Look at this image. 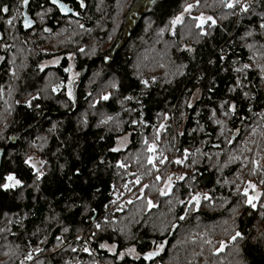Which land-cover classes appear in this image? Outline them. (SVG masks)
I'll return each instance as SVG.
<instances>
[{
    "label": "trees",
    "instance_id": "trees-1",
    "mask_svg": "<svg viewBox=\"0 0 264 264\" xmlns=\"http://www.w3.org/2000/svg\"><path fill=\"white\" fill-rule=\"evenodd\" d=\"M60 1L76 17L28 0L36 25L23 32L6 24L22 0H0V45L6 26L23 39L0 48V264H264V0L239 16L227 0ZM201 15L215 25L197 28ZM174 150L176 173L160 163ZM8 175L20 185L3 188ZM130 248L137 258H119Z\"/></svg>",
    "mask_w": 264,
    "mask_h": 264
},
{
    "label": "rangeland",
    "instance_id": "rangeland-1",
    "mask_svg": "<svg viewBox=\"0 0 264 264\" xmlns=\"http://www.w3.org/2000/svg\"><path fill=\"white\" fill-rule=\"evenodd\" d=\"M122 1H124V0H119L117 3H120ZM190 12H191V9L188 12H185L184 9H183L181 14H183V17L190 16ZM21 13H22V3H21L20 11L18 10L17 13L13 14L12 17L8 18L6 20V24L17 25V23H18L17 19L21 23V19H22ZM14 17H15L16 21H15ZM43 17H44V13H42V12L37 13V15L35 17L37 19V23H41L42 22L41 20L43 19ZM9 20H11V23H8ZM6 29H7V32H8V34H6L7 40H6L5 43H2V45H0L1 50L7 49V47H9L11 44L22 43V41H23V39L20 38L19 34H16L15 27L13 28V27H7L6 26ZM40 38H41V36L38 37V40ZM27 43H30V39L27 41ZM17 48H19L18 45L16 47H13V49H15V52H14V57H13L14 58V63L12 65V67L14 65H16V64L17 65H23L24 64L21 61L22 58L19 56V54H21V50L17 52ZM81 48L83 49V45L81 46ZM249 48L250 49H257V47L254 46V45H249ZM22 51H24V56H27L26 51L25 50H22ZM12 54L13 53H11V55ZM252 54H256V53H252ZM262 56H264V54ZM58 62H59V58H53V59H50V60H46V61H44L41 64V67L44 68V67L56 66V65H58ZM69 65L72 66V62L71 61H70ZM69 68H70L69 69L70 71L68 72V82H67L66 88H65L68 94H69V91L73 90V87H74L73 85H74V83H75V81L78 78L79 73H80V71H72L71 67H69ZM173 77H175V76H173ZM70 78H71V82H70ZM58 86L59 85H56L54 87L56 88ZM105 96L108 97V92L103 94V97H105ZM197 96H198V94H195L191 98L190 104H192L197 99ZM1 125H3L2 122H1ZM129 135H130L129 133L124 134L116 141V145H115V148H114L115 151L124 150L126 148V146L129 143ZM3 137H4L3 135H0V142L3 141ZM150 146H152L153 147V151H155V147L153 145H150ZM153 151H151V152H153ZM29 157H31V162L28 165H31V164L36 165V169H33V170L35 171V173H37V172L41 173V170H42L41 164L43 165V161L39 158L37 152L34 151V149H32L30 152L29 151L25 152V159L27 160ZM5 183H9V182L6 181ZM19 185H16V186H14L12 188H16ZM254 193L257 194L258 190L255 189ZM255 194H253V196H255ZM127 200H125V201H127ZM101 245H104V247H101ZM101 245H100V248L104 249L108 253H110V254L115 253V247H113L111 245H106V244H101ZM130 249H132L133 251L130 252V251H128L129 250L128 249L125 252H121L118 255L119 258H121L122 256H128L130 258H137L138 254L135 252L134 248H130Z\"/></svg>",
    "mask_w": 264,
    "mask_h": 264
},
{
    "label": "snow or ice",
    "instance_id": "snow-or-ice-1",
    "mask_svg": "<svg viewBox=\"0 0 264 264\" xmlns=\"http://www.w3.org/2000/svg\"><path fill=\"white\" fill-rule=\"evenodd\" d=\"M53 2L55 3L56 0H53ZM80 2H81V7H83L84 5H83L82 0H80ZM221 3H224V0H221ZM22 4H23V5H27V4H28V0H22ZM237 5H239V10H240V12H247V11H248V7H247V5H246V4H241V0H227V3H225L224 6L227 7V8H229V9H232V8H234V7L237 6ZM60 7L63 8V5H60ZM192 7H193V5H191V4H190V5H187V6L185 7L184 11H185V12H188ZM0 11H2V12H7L8 9H7V7H4V8H2V9H0ZM182 19H183V14L178 15V16H176V17L171 21V24H172L173 26H175L177 23H180V22L182 21ZM192 19H193V21L196 23V27H197V28H202V26H203V24H204V22H205L206 20H207V21H211L212 25H215V23H216V21H215L212 17H210V16H209V17H204L203 15H201V16L193 17ZM8 23H11V20H9ZM26 26H27V22H26ZM259 26H260L261 29H264V22H262ZM81 27H83V26H81ZM45 31H48V30L45 29ZM201 34H203V33H201ZM81 51H83V49H81ZM69 67H71V65H70ZM244 67L247 68L248 65H244ZM65 71H68V69H66ZM70 82H71V78H70ZM56 90H57V89L54 87V88H53V91H56ZM69 98H70V99L72 98V97H71V91H69ZM104 99H107V97L105 96ZM231 110H232V109L230 108L229 111H231ZM148 150H149V152L153 151V147H152V146H149ZM152 160H153V157H152V156H149V157H148V162H149V164L152 163ZM30 162H31V157H29L27 160H25V163H26V164H30ZM181 162H182V161H180V160H177V161H176V163H181ZM41 163H42V162H41ZM160 163L163 164V163H164V160L161 159V160H160ZM255 163H256V162L253 161V165H255ZM30 166L33 167V169H36V165L31 164ZM120 166H122V165H120ZM41 175H42V173L37 172V179H39ZM5 179H6V181L9 182V183H4V184L2 185V187L5 188V189L10 188V187H14V186L19 185V184L21 183V182H20L19 180H17L13 175H8ZM158 179H159V177H158ZM181 179H182V177H181ZM262 183H264V181H262ZM249 188H251V189L255 192V185H253L251 182H249L248 185H247V188H245V190H244V192H243V195H244L245 197H247V203H248L251 207L255 208L256 205L253 204L252 201L255 200L259 194L257 193L255 196H253V195H249V193H248V189H249ZM198 195H199V194H197V196H193V198H192V199H193L194 201H196L197 203L199 202V200H198ZM205 199H207V197H205ZM189 202L191 203V201H189ZM149 206H151V201H149ZM181 219H183V217H181ZM96 227L99 229V228H100V225L97 224ZM240 236H241V234H240L239 232H236L235 236H233L232 239L235 240L237 237H240ZM57 239H59V237H58ZM101 247H104V245H101ZM113 247H114V246H113ZM223 247H224V244H223V242H221V250L223 249ZM85 250L87 251V249H85ZM36 251L39 252L40 249L37 248ZM128 251L131 252V251H133V250H132V249H129ZM153 255H156V253H147V254L145 255V259H149V258H151ZM26 259H31V256L29 255L28 257H26Z\"/></svg>",
    "mask_w": 264,
    "mask_h": 264
},
{
    "label": "water",
    "instance_id": "water-1",
    "mask_svg": "<svg viewBox=\"0 0 264 264\" xmlns=\"http://www.w3.org/2000/svg\"><path fill=\"white\" fill-rule=\"evenodd\" d=\"M49 5L56 8L58 13L63 17H76V12L71 9L67 4L63 3L60 0H56L54 3L53 0H48ZM60 5H63V8L60 7ZM22 19H21V27L23 32H27L32 30L35 27V22L30 18L29 14L27 13V5L22 4V13H21ZM27 22V26H26ZM16 136L9 139V142L13 144L15 142ZM3 154V149L0 150V158Z\"/></svg>",
    "mask_w": 264,
    "mask_h": 264
},
{
    "label": "built area",
    "instance_id": "built-area-1",
    "mask_svg": "<svg viewBox=\"0 0 264 264\" xmlns=\"http://www.w3.org/2000/svg\"><path fill=\"white\" fill-rule=\"evenodd\" d=\"M241 4H246L247 5V7L249 6V0H241ZM235 8H236V16H239L242 12H240V10H239V5H237V6H235ZM173 117H172V119H171V121L169 122V121H166L165 123H164V128L166 127V128H169V127H171L172 128V139L169 141V144L170 145H173L174 146V148L176 147V145H175V138H176V128H174V126H173ZM156 141H157V144L159 145V146H162L163 144H164V142L165 141H163L161 138H156ZM175 150H174V152H173V154H166L164 157H163V160H164V165L165 166H170V170H171V172H173V173H176L177 172V170H178V166L175 164V162H176V158H175Z\"/></svg>",
    "mask_w": 264,
    "mask_h": 264
}]
</instances>
